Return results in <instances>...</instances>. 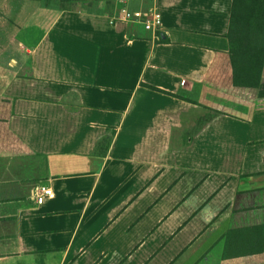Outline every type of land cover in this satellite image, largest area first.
<instances>
[{"label": "crops", "instance_id": "1", "mask_svg": "<svg viewBox=\"0 0 264 264\" xmlns=\"http://www.w3.org/2000/svg\"><path fill=\"white\" fill-rule=\"evenodd\" d=\"M149 5L158 32L106 0H0V264H264V94L233 82V0Z\"/></svg>", "mask_w": 264, "mask_h": 264}, {"label": "trees", "instance_id": "2", "mask_svg": "<svg viewBox=\"0 0 264 264\" xmlns=\"http://www.w3.org/2000/svg\"><path fill=\"white\" fill-rule=\"evenodd\" d=\"M72 1L59 0L63 7ZM228 38L234 85L257 87L264 94V0H233Z\"/></svg>", "mask_w": 264, "mask_h": 264}, {"label": "built area", "instance_id": "3", "mask_svg": "<svg viewBox=\"0 0 264 264\" xmlns=\"http://www.w3.org/2000/svg\"><path fill=\"white\" fill-rule=\"evenodd\" d=\"M113 3L114 9L110 16L111 22H135L143 25L146 30L158 32L163 26V16L160 9L155 5L133 7L137 0H106ZM145 1V0H140ZM55 191L48 185L37 187L36 197L42 203L47 197L53 198Z\"/></svg>", "mask_w": 264, "mask_h": 264}]
</instances>
